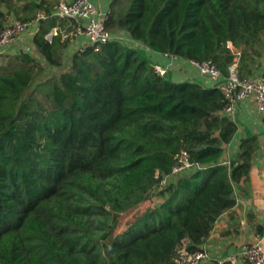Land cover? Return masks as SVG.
Returning <instances> with one entry per match:
<instances>
[{"label":"trees","instance_id":"trees-1","mask_svg":"<svg viewBox=\"0 0 264 264\" xmlns=\"http://www.w3.org/2000/svg\"><path fill=\"white\" fill-rule=\"evenodd\" d=\"M58 2L0 0V25L44 14L35 52L0 64V264H172L183 245L202 249L259 143L226 158L238 125L219 90L158 75L146 51L256 76L264 0H110L106 29L140 47L111 41L67 66V41L45 38L71 28L50 16ZM181 151L193 170L160 189Z\"/></svg>","mask_w":264,"mask_h":264},{"label":"built area","instance_id":"built-area-1","mask_svg":"<svg viewBox=\"0 0 264 264\" xmlns=\"http://www.w3.org/2000/svg\"><path fill=\"white\" fill-rule=\"evenodd\" d=\"M108 1V0H106ZM106 6L97 5L93 0H59L50 10L51 17L65 19L71 23L68 31H61L53 27L45 35L50 40L59 34L62 41H67L64 48L67 60L70 62L73 55H79L87 49L98 52L100 48L111 42L127 43L131 47H140L139 43L121 37V32L115 34L105 27V19L108 13ZM44 19V14L38 12L31 21L11 20L0 25V54L10 51L13 46L17 49L34 53L31 41L37 30L38 21ZM124 33V32H123ZM161 62L154 64L155 72L165 76L173 66L179 65L182 59L163 55ZM197 73L204 77L209 86H215L224 100L223 114L238 125L240 104L247 98H253L259 111L264 112V68L257 76L239 79L234 66H231L228 75L223 77L218 68L210 61H186ZM193 170L189 154L181 151L175 156L170 172L159 178L158 187L161 189L173 182L179 175L189 174ZM209 253L205 249L188 251L183 245L172 259V264H209ZM226 261L231 264H264V246L261 242H252L243 245L238 251L230 255Z\"/></svg>","mask_w":264,"mask_h":264},{"label":"crops","instance_id":"crops-1","mask_svg":"<svg viewBox=\"0 0 264 264\" xmlns=\"http://www.w3.org/2000/svg\"><path fill=\"white\" fill-rule=\"evenodd\" d=\"M93 1L103 6L110 2V0ZM16 47L17 45L7 53L20 55L21 53L15 51ZM146 52L155 63L164 61L163 55ZM173 67H176V70L172 68L168 73L174 81L194 79L209 86L205 78L186 61ZM263 68L264 57L255 75H259ZM246 137H255L259 149L253 155L248 176L234 184V206L217 218L209 236L202 243V248L209 253V264H222L230 255L248 243L259 241L264 246V112L258 110L255 100L251 97L240 104L238 129L226 148V158L230 159L235 154L240 140Z\"/></svg>","mask_w":264,"mask_h":264},{"label":"rangeland","instance_id":"rangeland-1","mask_svg":"<svg viewBox=\"0 0 264 264\" xmlns=\"http://www.w3.org/2000/svg\"><path fill=\"white\" fill-rule=\"evenodd\" d=\"M120 36L123 37V38H126V34L123 33V32H121V35H120ZM13 47L15 48V46H13ZM15 51L18 52V53H22V52H23L21 48L17 49V47H16V50H15ZM7 52H9V50H8ZM7 52H6V53H2V54L0 55V64L3 65L4 62H9V58H8V57H11V58H13V59L10 60V62H9V64H8V67H12V66H14V67H18V66H20V65H21V62L18 61V60H16V59H14V56H10V55H12V54H9V53H7ZM63 61L65 62V63H64L65 66H67V63H69V61L67 60V54L65 53V51L63 52ZM41 63H42V62H41ZM173 70H176V67H173ZM55 73H56V71H55V69H53V70H51V71H46V72H45V75H50V74H55ZM149 204H150L149 202H145V203L141 204L139 207H137L136 209H134V210H132V211H130V212H128V213L122 215V217H121V224H120V226L116 229V231H117V232L122 231V229H123V227H124V223H125L128 219H130V218L132 217V214L143 211L145 208H147V207L149 206Z\"/></svg>","mask_w":264,"mask_h":264},{"label":"water","instance_id":"water-1","mask_svg":"<svg viewBox=\"0 0 264 264\" xmlns=\"http://www.w3.org/2000/svg\"><path fill=\"white\" fill-rule=\"evenodd\" d=\"M197 150H200V148L199 149H197ZM191 162V161H190Z\"/></svg>","mask_w":264,"mask_h":264}]
</instances>
